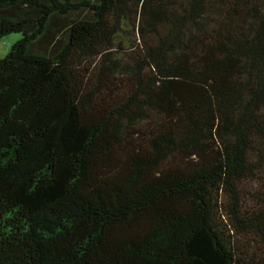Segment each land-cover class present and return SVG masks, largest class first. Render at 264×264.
I'll use <instances>...</instances> for the list:
<instances>
[{
    "label": "trees",
    "instance_id": "1",
    "mask_svg": "<svg viewBox=\"0 0 264 264\" xmlns=\"http://www.w3.org/2000/svg\"><path fill=\"white\" fill-rule=\"evenodd\" d=\"M0 264H264V0H0Z\"/></svg>",
    "mask_w": 264,
    "mask_h": 264
},
{
    "label": "rangeland",
    "instance_id": "2",
    "mask_svg": "<svg viewBox=\"0 0 264 264\" xmlns=\"http://www.w3.org/2000/svg\"><path fill=\"white\" fill-rule=\"evenodd\" d=\"M20 37V35H11L0 41V59H4L9 54L12 47L17 43Z\"/></svg>",
    "mask_w": 264,
    "mask_h": 264
}]
</instances>
